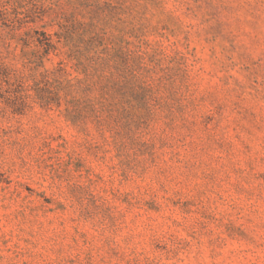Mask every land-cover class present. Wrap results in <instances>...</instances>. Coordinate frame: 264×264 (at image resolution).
Returning a JSON list of instances; mask_svg holds the SVG:
<instances>
[{"label":"rangeland","instance_id":"1","mask_svg":"<svg viewBox=\"0 0 264 264\" xmlns=\"http://www.w3.org/2000/svg\"><path fill=\"white\" fill-rule=\"evenodd\" d=\"M12 1L0 264H264V0Z\"/></svg>","mask_w":264,"mask_h":264},{"label":"trees","instance_id":"2","mask_svg":"<svg viewBox=\"0 0 264 264\" xmlns=\"http://www.w3.org/2000/svg\"><path fill=\"white\" fill-rule=\"evenodd\" d=\"M18 6H15L13 4L12 0H0V21H2L6 25L12 26V29H21L23 24L27 21L24 20L25 17L20 16L24 12L21 10H18ZM26 13V12H25ZM36 34L43 35V38H40L37 36L36 40L40 45H42L44 48H46V52L49 53L50 50H53L56 48L55 44L53 43L50 35L46 33H40L39 30H35ZM25 36L23 38L24 43L27 44V42L33 37L34 35H31L30 31L24 32ZM63 68L60 66L58 68L59 71H61ZM71 86V85H69ZM73 100H68V103H73Z\"/></svg>","mask_w":264,"mask_h":264}]
</instances>
